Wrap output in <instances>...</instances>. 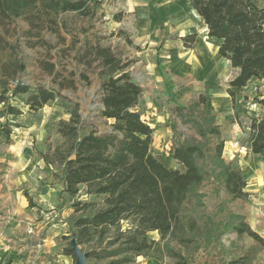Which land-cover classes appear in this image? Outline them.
Listing matches in <instances>:
<instances>
[{
  "label": "rangeland",
  "instance_id": "obj_1",
  "mask_svg": "<svg viewBox=\"0 0 264 264\" xmlns=\"http://www.w3.org/2000/svg\"><path fill=\"white\" fill-rule=\"evenodd\" d=\"M103 1L92 20L74 13L60 15L58 31L49 28L30 33V26L21 18L9 27V42L15 46L12 56L26 65V71L17 80L32 91L44 87L59 96L35 112L29 111L26 95L11 97L9 103L23 114L0 117V128L7 125L13 129L11 143L0 141V264H75V259L65 255L76 235L74 223L102 207L103 198L87 194L85 188L70 198L63 192L61 172L41 158L62 141L58 124L69 120V112L75 105L82 118L92 125L88 131L92 128L99 134L110 131V122L100 116L98 71L80 62L86 47L97 40L124 61L133 62L128 70L143 90L139 110L153 130L151 152L167 168L182 169L170 159V150L175 142L194 136L190 125L176 115L175 108L187 107L200 94H206L212 99L225 141L224 161L239 166L244 178H250V185L255 184L246 188L255 191L243 201L233 200L219 182L207 180L199 188V196L192 197L184 207L185 215L198 223V239L187 250L175 242L170 246L186 254L191 264H231L237 260L243 262L239 264H264L262 245L246 234L239 236L225 231L226 223L234 221L230 215H241L245 220L249 217L251 222L247 220V223L257 231L258 224L252 222V214L259 205V186L264 179V161L251 153L242 129L232 123L235 110L228 89L238 72L220 57L217 48L220 43L207 36L188 0L176 1V12L146 36L130 26L128 16L118 9L116 1ZM167 1L152 0L155 6L167 5ZM258 3L264 6V0ZM118 14L122 15L120 22L114 19ZM192 34L197 35L196 43L188 49L184 38ZM198 48L205 57L202 69L205 63L212 64L202 75L196 73V65L190 61ZM214 69L216 74L209 75ZM258 84L252 80L244 90L235 89L236 111L242 121H246L243 118L246 112L252 115L256 111L255 106L242 103V98L246 95L253 98ZM172 124L176 125L175 130ZM75 202L95 206L88 212L76 213ZM152 236L158 239L157 234ZM81 247L84 252H90L88 246ZM108 262L95 258L88 261L89 264ZM164 262L171 264L172 260ZM134 264H146V260L140 257Z\"/></svg>",
  "mask_w": 264,
  "mask_h": 264
},
{
  "label": "trees",
  "instance_id": "obj_2",
  "mask_svg": "<svg viewBox=\"0 0 264 264\" xmlns=\"http://www.w3.org/2000/svg\"><path fill=\"white\" fill-rule=\"evenodd\" d=\"M190 1L207 36L221 43L220 57L238 72L228 89L235 110L232 123L242 129L251 153L264 161V6L258 0ZM103 5V0H0L1 118L23 114L9 103L11 97L26 95L29 111L35 112L59 96L44 87L32 91L17 80L26 71V65L12 56L15 46L9 42L10 25L21 18L30 26V33L49 28L58 31L60 15L74 13L92 20ZM114 19L120 22L122 15ZM196 38V34L186 36L185 47L192 49ZM80 62L98 71L100 116L110 122V131H88L92 125L82 118L75 105L69 120L58 124L62 141L41 155L46 165L61 172L63 192L70 198H75L82 188L89 195L103 198L100 209L75 221L79 246L89 247L88 261L95 258L109 260L108 264H134L142 257L146 264H165V259L172 260L171 264H191L188 256L170 243L187 250L198 239V223L185 215L184 207L192 197L199 196V188L213 179L222 184L233 200L246 201L250 197L240 167L223 159L225 141L212 99L200 94L187 107L175 108L176 115L190 125L194 136L175 142L170 150V159L182 169L167 168L151 152L153 130L139 110L143 90L128 70L133 62L124 61L111 48L101 46L100 40L86 47ZM252 80L259 82L255 95L243 96L242 103L255 106L256 111L252 115L246 112V121H242L236 111L234 90L246 88ZM175 126L172 124V129ZM12 134L11 126H1L0 141L11 143ZM94 206L87 202L73 204L76 213L88 212ZM229 218L234 221L226 223L225 231L246 234L264 248V239L244 216ZM65 255L75 259L71 243ZM239 263L243 262H231Z\"/></svg>",
  "mask_w": 264,
  "mask_h": 264
},
{
  "label": "crops",
  "instance_id": "obj_3",
  "mask_svg": "<svg viewBox=\"0 0 264 264\" xmlns=\"http://www.w3.org/2000/svg\"><path fill=\"white\" fill-rule=\"evenodd\" d=\"M114 1H116V6L118 7V9L122 11V13L128 16L130 21V26L134 30H137L138 32L146 36L154 26L164 23L170 15L172 16L174 14L173 11L176 10L175 2L178 0H168L167 2L170 5L168 4L165 5V3H163L158 6H155L152 0H114ZM188 1L192 5V2L190 0ZM192 8L193 11L195 12L193 5ZM168 10H170V12H168ZM197 18L198 20H201L198 16ZM214 41L218 42L217 40ZM219 47L220 45L217 48L219 49ZM245 179L248 184L247 189L251 186L255 187V184L250 185L248 180L250 179L249 177H246ZM262 182L263 184L259 186L260 188L259 190H261L260 198L258 201L259 205L257 208H254V212L252 214L254 216V219L252 222L258 224L257 231L255 232H257L264 239V179ZM247 191L250 194H252L254 193L255 190H253L252 188L251 190H247ZM247 220L249 223L251 222L249 217H247Z\"/></svg>",
  "mask_w": 264,
  "mask_h": 264
},
{
  "label": "bare ground",
  "instance_id": "obj_4",
  "mask_svg": "<svg viewBox=\"0 0 264 264\" xmlns=\"http://www.w3.org/2000/svg\"><path fill=\"white\" fill-rule=\"evenodd\" d=\"M202 49V48H201ZM203 52V51H202ZM201 50L198 48L196 49L195 53L193 54V57L191 58L190 61H193L194 64L196 65V68L198 71H196L197 74L202 75L203 72L209 71L208 69L212 66V64H206L205 63V67L202 69L203 67V61L205 59V57L203 56ZM224 60V59H223ZM227 64V66H230L229 62L224 60ZM205 62V61H204ZM215 67V66H214ZM213 67V68H214ZM193 70V69H192ZM216 74L215 69L211 70L209 75L214 76ZM217 76V75H216Z\"/></svg>",
  "mask_w": 264,
  "mask_h": 264
},
{
  "label": "water",
  "instance_id": "obj_5",
  "mask_svg": "<svg viewBox=\"0 0 264 264\" xmlns=\"http://www.w3.org/2000/svg\"><path fill=\"white\" fill-rule=\"evenodd\" d=\"M221 45V43H220ZM72 250L75 256V264H89L88 253L84 252L77 242V236L72 239Z\"/></svg>",
  "mask_w": 264,
  "mask_h": 264
}]
</instances>
